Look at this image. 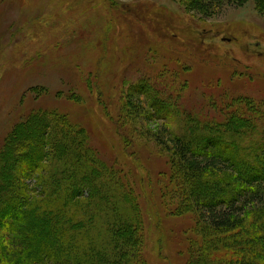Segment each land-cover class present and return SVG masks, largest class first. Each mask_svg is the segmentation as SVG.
I'll return each mask as SVG.
<instances>
[{"label":"trees","instance_id":"trees-1","mask_svg":"<svg viewBox=\"0 0 264 264\" xmlns=\"http://www.w3.org/2000/svg\"><path fill=\"white\" fill-rule=\"evenodd\" d=\"M178 1L188 12L212 18L250 0ZM256 2L264 13V0ZM140 79L127 90L124 117L111 120L163 124L149 139L166 163L158 182L152 174L143 182L157 199L152 213L159 227L167 215L192 220L194 230L181 240L187 246L182 264H264V114L253 110L251 99L239 107L210 99L216 114L204 116L187 110L172 84ZM27 116L0 151V264H141L145 217L127 175L109 165V178L87 130L68 113ZM117 130L130 147L122 126ZM32 180L35 197L29 195Z\"/></svg>","mask_w":264,"mask_h":264},{"label":"rangeland","instance_id":"rangeland-1","mask_svg":"<svg viewBox=\"0 0 264 264\" xmlns=\"http://www.w3.org/2000/svg\"><path fill=\"white\" fill-rule=\"evenodd\" d=\"M148 76L172 84L185 108L204 116L216 114L210 99L235 107L251 99L264 114V13L256 0L212 18L178 0H0V151L33 111L68 113L87 130L109 178V165L123 171L140 198L147 242L141 264H182L181 240L194 230L192 220L167 215L159 227L152 213L157 199L144 183L150 174L158 182L166 163L149 139L163 124L111 120L124 117L128 88ZM42 87L41 95L33 91ZM28 184L35 197L36 180ZM109 204L119 209L112 197Z\"/></svg>","mask_w":264,"mask_h":264}]
</instances>
